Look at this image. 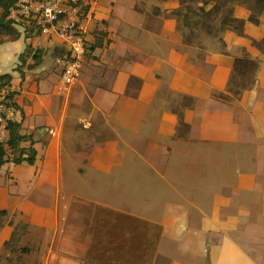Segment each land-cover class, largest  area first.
<instances>
[{"label": "crops", "instance_id": "1", "mask_svg": "<svg viewBox=\"0 0 264 264\" xmlns=\"http://www.w3.org/2000/svg\"><path fill=\"white\" fill-rule=\"evenodd\" d=\"M189 2L203 5V0ZM153 3L159 6L152 9ZM80 5L93 48L70 92L62 89L61 82L66 44L52 35L27 38V30L20 29L18 40L0 47V75L13 76L15 122L21 125L22 135L32 137V144L28 141L22 147L27 155L36 156L34 165L8 162L0 171L5 177L0 211L6 212L0 224V247L10 251L0 256V264H17L18 260V264H116L119 260L108 263L109 256H103L105 232L128 244L127 253L166 256V247L159 246L164 238L157 233L154 220L137 226L132 235L116 224L123 208L116 206L117 199L124 189H132L127 177L93 169L74 173L68 167L76 163L69 151L73 128L90 132L98 124L116 130L121 144L134 152L129 156L125 150L117 165L147 163L164 180L178 181L180 197L149 192L196 208L209 256L211 252L218 255L222 264H264V0H217L206 16V27L193 41L187 38L190 28L177 34L170 30L173 18L183 22L179 0H80ZM166 31L171 35L165 36ZM173 35L184 44L177 45ZM155 38H162L161 43ZM30 44L45 51L43 62L33 70L21 69L20 55ZM198 53L208 54L205 65L199 67ZM178 56L186 60L182 62H192L184 66L173 59ZM241 58L248 60L246 70H235ZM150 59L154 66L145 72L144 63ZM173 76L199 82L207 90L203 105L212 100L215 104L207 103L205 111L190 121L178 117L165 108L173 99ZM232 78L246 79L247 85L229 88ZM162 136L173 139L176 146L165 145ZM115 138L91 136L114 150ZM182 140L188 145L182 147ZM174 149L176 157L171 160ZM101 162L109 160L99 157L89 165ZM189 175L194 176V183L187 181ZM184 186L190 191H184ZM33 193L38 199H29ZM64 195L94 204L93 216L82 212L90 216V223L78 236L87 237V255L69 250L77 238L60 229V222L68 223L73 208L70 205L63 216ZM103 211L107 217L97 221ZM122 212L132 214L126 208ZM180 212L182 216L184 210ZM158 225L167 227L164 222ZM10 227H15L14 234L20 231L12 242L7 240ZM138 239L146 244L145 252L136 250ZM35 250V256L28 253ZM99 258L106 262H97Z\"/></svg>", "mask_w": 264, "mask_h": 264}, {"label": "rangeland", "instance_id": "2", "mask_svg": "<svg viewBox=\"0 0 264 264\" xmlns=\"http://www.w3.org/2000/svg\"><path fill=\"white\" fill-rule=\"evenodd\" d=\"M155 6H159V4L153 3L152 9H154ZM138 7L139 5H137L136 8ZM158 25L162 24L159 23ZM170 27V30L174 34H177L180 29L185 30L186 28L185 22H181L175 18L170 21ZM191 31V35L187 36V38H190L194 33L193 29H191ZM168 35L171 34L169 31H166L165 36ZM42 37L45 38V35H42ZM172 37L177 42V45L184 44L178 36L175 37L173 35ZM193 38H195V36ZM155 40L160 44L162 38H155ZM188 41L190 40L188 39ZM152 47L155 48V45ZM199 55L200 59L197 61V67L201 66V64L202 66L205 65L206 56L208 54L205 55L203 53H198V56ZM173 59L179 61L180 63H184L183 65L187 67L189 66V63L192 62L191 59H188V62H182L186 60H183L180 56L173 57ZM33 62L34 59L31 58L30 63ZM144 64L146 66L145 72H147L149 67L154 66V60L150 59ZM6 69L7 68H4V70ZM145 75L147 76V73H145ZM240 79L243 82L238 81L236 78H232L228 83V87L237 86L243 89L247 85V80L243 78ZM171 80L174 82L172 85L173 99L172 102L165 103V108L176 113L178 117H181L186 121H190L196 111H205L207 103L211 105L215 104L212 100L206 102V105H203L204 101L201 100L205 99L203 94H206L207 90L205 86L201 85L199 82H196L191 78H188L187 82H185L177 76H173ZM73 131L74 134L69 140V151L74 155L76 163H73L68 167H73L74 173L82 172L85 169L86 172L89 171V169H93L98 172H108L113 175H115L116 172H121L132 183V189H124V193H122L117 199L119 204L116 205L118 208L123 207L122 211L126 208V210L131 211L132 214L120 211L117 214L118 219L116 224L122 228L129 229L132 235L138 229L137 226H144L149 222L148 220H154L156 222L155 226L157 227V233L161 234V239L164 238L163 242L159 246L160 248L166 247V256H135L133 252L127 253V249L129 247L128 244L122 240H118L115 236H112L110 232H105L102 234L105 244V254L103 256H109L108 263H113L111 259H116L119 260L116 264H167V259H169L170 264H222V262L219 261L218 255H214L213 252H211V255L209 256L208 252H206L209 245L204 239L203 232L199 226L198 216H201V214L193 207L192 204L187 202L180 205V203L175 200L165 199L164 197L151 194L149 192V189H153L157 191H164L172 196L180 197L178 181H175L174 179L172 182L164 180L163 176L155 173V171L147 163L140 162L138 164H132L124 162L122 165H117L118 160L121 159L125 150L129 151V156H133L134 152H131L121 144L116 137V130L113 132L112 130L103 128L101 124H98L95 129L93 128L90 132L83 130L80 126L74 127ZM80 134L84 137L80 136ZM92 134H96L99 138L108 136L109 139H113L116 137L114 140L115 150L109 144L93 141L91 139ZM160 140L165 145L172 147L176 146V143L171 138L162 136ZM160 140L157 139L159 143H161ZM139 141L142 143L143 139L139 138ZM181 144L182 147L188 145L187 142L185 143L183 140ZM176 153L177 151L174 149L171 160L175 159ZM99 157L106 158L109 162L106 164L101 162L96 165H89L91 161H96ZM63 163L65 168L64 173L67 174L66 164L65 162ZM261 167L264 168V165ZM159 169L160 166H157L158 171ZM3 180H5V177L0 176V186H2ZM187 181L189 183H194V176L189 175ZM183 190L187 192L190 191L188 186H184ZM111 192H114V190H111ZM35 195L36 194L33 193L29 199H38ZM61 204L62 207H64L63 216L66 215L65 209H68L70 205H73L71 215L68 216V223L65 224L63 221L60 222V229L63 231L67 229L68 233L77 238L76 242H74L71 246H68V249L78 253V256L87 255L89 246L84 245L87 241V237L79 239L78 236L79 234L84 233L85 227L90 223V216L87 217L86 213L82 212H88L93 216L94 204L83 199L66 197L65 195L61 197ZM180 209L184 210V214L182 216ZM19 214L21 213L19 212ZM107 215L108 214L103 211L97 215L96 220L100 221L101 219L106 218ZM121 215L124 217L123 220L119 219ZM2 222L3 219L0 217V223ZM160 222H164L167 227L165 229L159 227L158 224ZM111 224H114V220L111 221ZM184 224H187L189 227L185 229L183 226ZM10 229H12V232L8 235L7 240L12 242L15 237L17 238L19 236L20 231L14 234L16 230L15 227H10ZM60 233H62V231H60ZM46 248V246L39 247V249L43 250ZM26 249L29 248L26 247ZM136 250L141 253L145 252L146 244L144 241L140 239L137 240ZM7 252L10 251L6 248V246L0 247V256L5 257ZM36 252L37 250H35V252L30 251L28 253L35 256ZM13 254L16 256L20 255L16 252H13ZM14 257L15 256L9 258V261L12 262ZM97 262L105 263L106 259L99 258ZM18 263L19 260L17 261V264ZM39 264H41V261H39Z\"/></svg>", "mask_w": 264, "mask_h": 264}, {"label": "built area", "instance_id": "3", "mask_svg": "<svg viewBox=\"0 0 264 264\" xmlns=\"http://www.w3.org/2000/svg\"><path fill=\"white\" fill-rule=\"evenodd\" d=\"M80 0H15L8 19L12 23L28 22L42 35H52L68 46L64 54L62 89L70 92L79 81L89 53L91 37L80 21ZM11 87L0 86V144L10 139V124L16 121L17 110L10 104Z\"/></svg>", "mask_w": 264, "mask_h": 264}, {"label": "trees", "instance_id": "4", "mask_svg": "<svg viewBox=\"0 0 264 264\" xmlns=\"http://www.w3.org/2000/svg\"><path fill=\"white\" fill-rule=\"evenodd\" d=\"M217 0H203L202 6H193L189 0H179L181 12L180 14L183 16V22H185V26L194 30L192 36L188 39L191 41L196 33L201 29L206 27L207 18L206 16L212 11L214 5ZM15 6V0H0V47L7 43L16 41L21 37L20 29L27 30L26 37L27 38H36L41 36L42 33L40 30H37L34 26H29L28 22H21L19 24L12 23L8 19V14L10 10ZM81 12V11H80ZM80 21H82V16L80 13ZM89 36L92 37L90 33ZM93 41L87 47V49L91 50ZM93 48V46H92ZM45 55V51L43 49L34 48L33 44L27 46L25 52L20 55L21 69L23 67H27L30 70L36 69L43 62V57ZM33 58L34 62L30 63V59ZM239 67L235 68L239 70H246L247 68V59H238L236 60ZM18 71H21L18 69ZM13 81V76L11 74L0 75V86H9L11 87ZM10 104L16 107V103L13 100V94L9 97ZM200 113V111H196L194 113ZM10 128V139L5 145L0 144V171L3 167L8 163L12 162L15 165H20L23 162H27L30 165H34L36 161V156L27 155L25 153L22 145L28 141L32 144V137L25 136L21 134V125L18 122H13L9 126ZM6 215L5 211H0V217H4ZM1 224V223H0Z\"/></svg>", "mask_w": 264, "mask_h": 264}]
</instances>
